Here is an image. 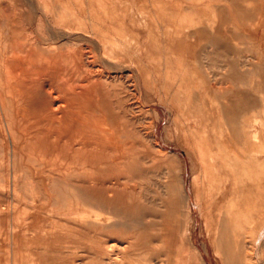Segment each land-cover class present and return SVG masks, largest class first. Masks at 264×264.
Instances as JSON below:
<instances>
[{
  "label": "rangeland",
  "instance_id": "1",
  "mask_svg": "<svg viewBox=\"0 0 264 264\" xmlns=\"http://www.w3.org/2000/svg\"><path fill=\"white\" fill-rule=\"evenodd\" d=\"M4 1L5 0H0V4L3 5ZM19 1L20 0H17V2ZM21 1L23 2V0ZM27 1L30 2V0ZM110 1L112 2L111 4H107L106 1L104 2L105 5L93 3V8L99 10L104 7H114L116 14L125 15L123 21L128 27V38L131 43V48H137L140 45L148 48V46H152L151 44L155 42L156 44H160V51L153 52L148 50L147 57L143 55L139 56V59H142V61L140 60L142 63L148 64L156 57L160 58L158 63L160 64V68H162L161 76L154 75L153 73L147 74L146 83L143 85V83H141V76L137 71L138 69L134 66L135 60L129 62L130 64H128L127 69H125L126 72L120 68L113 69V71L103 70V67H106V60L100 58L102 57L99 52L100 46L93 43L94 41L85 36L79 35L78 33L77 35L76 32L57 29L55 23L58 22V20L56 18L51 22L50 25L52 26L49 28L42 26L38 22L37 17L33 19L32 23V12H30L32 9L29 7L28 10L26 9L27 7H24L23 22L28 23V21H30L33 24V29L31 28V30L33 32L38 31L40 36H42L41 39H44L45 42L52 39L54 45L24 46L26 52L32 51L31 56L33 60H27L25 56H21L24 59L21 60L22 58H20L21 61L19 60V63H22L21 65L24 66L26 61H29L27 69L34 75V73L38 72L40 69L45 68L46 65H52L50 60L45 59L47 52L53 53L50 48L57 49L58 51L60 48H63V52L67 53L68 56H71V54L74 56L81 53L85 54V63L93 64L95 69L103 70V77H119L122 72L129 73L127 75L129 78L130 93L132 94L130 103H133L130 105H132L133 110L135 107V110L129 117V120L132 122L128 129V142H131L129 143L132 149L139 146L143 154V159H145L143 160L145 163L143 162L138 166L133 164L132 166V170H137L139 173H142V175L138 176L139 178L146 179H140L142 182L141 191L143 194L145 193V195H143L144 198L140 202L135 201L136 203L128 202L127 204L126 201L121 202V205L119 204L120 213L117 214V216H113V214H109L108 212L100 213L88 209L87 212L79 214L80 212L77 210L82 208L79 206L86 203L85 201L87 198L85 196L86 191L84 192V189L75 182L68 184L60 182L45 183L46 189L44 188L45 186H42L43 184L38 185L30 182L17 186H5L0 184V196L2 197H0V211L3 210V213L5 212V215L1 214V216L4 215L5 218L1 225H4V229H9V232H6L8 235L13 234L12 231L16 228L18 230L16 231L20 235L19 237H22V232L35 229L37 232H35V236H32V238L36 237L40 239L41 243L44 238H48L47 233H54L57 235L63 234L56 247L51 246L48 248L46 245L30 246L23 241H18L14 244L13 237L7 236V240L3 241V239H1V246H4V249L1 248V250L5 252V255L4 262L0 264H121L120 261H122V264H225V262L226 264H264V242L261 243L259 248H256L257 243L255 242L258 240V234L264 229L262 228L264 227V183L259 185L258 182L257 186L249 188V191L252 190L254 195L250 192L249 196H246V188L243 181L232 178V172L238 171V174L242 175L245 164V153L253 155L251 156L252 159L248 157L246 162H253L255 166L262 167L260 170H264V153L262 154V151H260V155L255 157V153H253L251 146H249V141L252 138L251 136L249 137V129L256 131L255 133H257L256 129H258L259 134H257L264 138V0H233V2L229 3L225 0H208L211 2V7L206 10H204L202 5L203 0H108V2ZM33 3V14L37 16L42 12V8L38 2L33 1ZM30 5H32V3ZM156 5H158L160 10L155 11L157 8ZM258 6H260V8ZM84 7L87 9V4H84ZM190 7L194 8V10H191ZM223 7H228V10L225 9L221 12L223 20H220V29H210L209 27L208 32H211L212 36H210L209 39H215L217 41L222 40L227 46L219 47L218 49L214 46L210 47L211 50L209 55L212 60L207 54L209 58L208 68L203 69L200 51H197L198 53L195 54L194 52H185L179 49L180 47H189V45L192 47V43L189 45L185 44L184 46L179 44L178 46L172 45L173 31L180 26L181 29H176L177 38L178 41L184 40L181 36H187L188 34V30H186L184 26L186 23H189L187 22L189 21V16H192L197 23L199 18L206 13L207 17L212 22V20L217 17L216 8ZM78 8L81 9L82 6H78ZM258 8L261 10H258ZM241 9L243 10L241 21L235 20L238 16V11ZM122 12L124 14H122ZM225 17L227 19H225ZM257 21H259V23ZM214 33L217 34V36L213 35ZM55 38L58 39L56 40ZM197 39L199 40L198 37ZM197 39L195 40L194 38L193 40L194 48L199 45L195 44V41H198ZM93 56L97 59L94 63L92 60L94 59ZM39 57L40 59H38ZM132 57H134V55H132ZM157 61L158 60H156V62ZM166 63L171 65L169 69L165 66ZM175 64L178 66L176 67ZM44 71L47 73L46 68ZM169 71L170 73L172 71V79H167L165 76V73ZM202 72L207 73V75L201 76L200 74ZM45 75L47 76V74ZM182 77L186 79V83L182 82ZM200 79L203 83H201V86H198ZM41 80L46 81L47 78L43 76ZM146 85L147 87L145 88L149 91L144 90L145 88L143 89ZM197 88H200L201 91L207 88L208 92L203 91L202 93L204 96L209 97L210 107L208 108L210 110L212 108L213 114L212 116L210 115L211 119L208 121L206 131L200 132V135H203L204 138L199 139L191 137L193 130L191 131V129L188 128L187 122V114H189L188 109L190 110L191 108L190 104L196 102L195 96L197 97ZM221 92L226 93V97L223 100L219 97V93ZM235 93L241 97H239L240 101H238L240 105L239 108L237 103L234 104L237 101L231 99ZM0 94H2V91H0ZM170 100L174 102L176 108L170 105ZM225 100H227L226 105ZM223 107L226 108V112L225 110L222 112ZM0 114H2L1 110ZM133 115L135 117H133ZM134 118H136V120ZM255 118L257 119L255 120ZM140 125H142L141 128L143 127L141 132H139ZM3 130L6 134V127ZM140 136L142 143L139 139ZM205 138L208 140H205ZM254 144H256V142H254ZM186 148L189 149L188 153ZM253 149H255V147ZM146 151L148 153H146ZM199 151L202 152V155L198 154ZM44 152L45 150L43 149H36V154L41 158L46 157L43 156L46 155ZM4 156V162H1L3 159L0 157V164H3V171L0 170V174L5 175L6 179L12 178L14 174L19 176L24 174L28 177L33 176L30 172H22L26 170L23 168V164H21L22 156L20 152H12L11 148L6 145L4 147ZM260 156L263 160H260L262 159ZM184 161L186 162L184 163ZM221 162L224 167L223 172L225 178H228V190L225 189L226 184L225 186L221 185V187H219V172L217 170ZM261 163L263 164L261 165ZM31 165L33 167L35 164ZM176 165H178V169L175 167ZM141 166L144 167V169L141 168ZM149 166L151 169H146V167L149 168ZM152 166H154L153 169ZM181 167H183V169ZM178 170L181 175L178 173ZM46 172L47 171L42 172L43 177L50 174ZM144 173L146 174L144 175ZM161 175H163V177H160ZM167 178L171 179L177 202L181 196L183 197V195L189 194L191 201H193L194 196V198L205 207V215H203V213L200 214L196 208L192 207L189 221V237L186 239L185 244H183L182 241L180 242L179 239L180 236L183 237V234L179 233V237L176 236L178 241L176 243L172 241L171 243L170 238L172 234L165 231L167 219L164 217H166V215L170 216L172 211V205L169 202L170 198L166 190H163V184L166 183L165 181L168 182ZM176 179H179V181ZM203 179L205 181L204 185ZM180 182L181 185L178 184ZM135 183L136 182L130 186L134 188V190L139 191V182H137V184ZM159 183L163 184L159 186ZM144 184H146V187ZM161 188L162 190H160ZM51 189L54 190L52 191ZM231 190L235 198L232 204L227 203V199L232 197ZM217 191L218 194H220L219 197L216 195ZM153 195L156 196V199L153 198ZM163 196H166L167 198L165 199L169 200L166 201ZM50 201L51 204H49ZM125 203L126 206L123 205ZM177 205H180V203L178 202ZM227 206L229 208H226ZM67 207L71 208L70 210L72 213H70L69 210L65 211ZM28 211L36 215V221L33 225L30 221ZM6 212L10 213L7 214ZM231 212L234 214L238 213V215L245 218V221L242 220L241 222L242 225L236 227L233 225V221L230 220L232 219L230 215ZM249 213H252V216ZM244 214L246 215L243 216ZM78 218H80V220ZM175 218L176 215L174 214H171L170 218L168 217L170 225L173 224ZM253 218L258 222L253 220ZM100 219L103 220V222H101ZM222 221H224L225 225ZM251 221L255 223L252 224ZM104 222H106L107 225L106 223L104 224ZM150 222L153 224L150 225ZM102 223L104 225H102ZM161 223H164V227H160V225L162 226ZM221 223L225 229L224 231L223 228H221ZM256 224L258 226H256ZM254 225L255 228L253 229L251 226ZM13 226H15V229L12 228ZM78 226L84 227L86 231L82 229L80 232L77 231V233H68L66 231L67 229L76 230ZM142 227L143 229H141ZM58 228L60 230H56ZM118 228L119 231L122 230L121 233L123 232V234L120 235ZM220 228L222 229L221 231ZM79 229L80 228L77 230ZM160 232L162 233L160 234ZM149 233L151 236L148 235ZM255 233L256 239L254 238ZM44 234L47 237L42 236ZM72 234L79 239L75 238ZM29 236L30 233L26 235V239H28ZM100 240H102L103 243ZM147 240L149 241L147 242ZM51 244L52 243L49 242L48 246ZM97 246L100 248L101 254H99V256L94 254V252L97 251ZM120 248H124L125 250H121ZM218 258H220V260ZM97 259L99 260L98 262Z\"/></svg>",
  "mask_w": 264,
  "mask_h": 264
},
{
  "label": "bare ground",
  "instance_id": "2",
  "mask_svg": "<svg viewBox=\"0 0 264 264\" xmlns=\"http://www.w3.org/2000/svg\"><path fill=\"white\" fill-rule=\"evenodd\" d=\"M70 4H76V1H73ZM258 7L260 8V6H258ZM259 8H258V10H261ZM77 9L80 11L81 14L75 13V12H79ZM61 11L62 12H60V13L53 12V14H52V16L58 20V22L55 23V25L57 26L56 28L61 29V30H63V29L69 30V32H71V31L74 33L76 32V34L78 33L79 35L85 36V37L91 39L92 41H94L93 43H96L98 46H100V50L98 49L100 52V56H102L100 58L102 60H106V64H105L106 67H103L104 68L103 70L113 71V69H117V68L119 69L120 68L121 70L126 72L125 69H127V65L130 64L129 62L131 60H135L136 63L134 62V66L138 69L137 71L139 72V74L141 76V83H143V85H145V83H146L147 74L153 73L154 75H157V76L160 75L161 76V69L162 68H160V64L158 63L160 58L156 57L155 59L151 60L148 64H145L144 62L142 63L141 62L142 59H139V56L144 55L147 57L148 50L153 51V52L154 51L155 52L160 51L161 50L160 44H158V43L156 44V42H155V43L151 44L152 46H148V48L143 47L141 45L138 46L137 48H135V47L131 48L130 47L131 43H130V40L128 38V27L124 23V21L123 22L117 21V23H115V22L109 23V21H105L104 19L98 20V19H100V17H98L99 13H96V14L92 13V14L84 15L85 9H82V8L80 9L77 7L74 9H71V12L70 11L67 12L61 6ZM47 12H45V13H47ZM220 12H222V11H220ZM238 12L240 13V16L243 15L242 9L239 10ZM32 15H34V14H32ZM85 17H88V19ZM200 19L203 20L202 22L204 24H206V16L204 14L202 15V17H200ZM241 19H242V17H241ZM23 20H24V12L22 9L3 7L0 4V46L2 45L0 47V54H1L0 55V91H2V94H0V110L2 111V114H0V152H1L0 157L3 159L1 162H4V160H5V158H4L5 157L4 156V147L6 145L11 148L12 152H15V153L20 152V154L22 156L21 164H23V168L26 170V171H22V172H24V173L30 172L31 174H33V176L28 177L27 175H24V174H22L20 176L14 174L12 176V178L6 179L5 175L0 174V184L5 185V186L6 185L17 186L19 184H25L27 182H30V183H34V184H38V185L43 184L42 186H45L44 188L46 189L47 187H46L45 183L60 182V183L68 184L71 182H75L76 184H79L81 186V188L84 189V192L86 191L85 196L87 198L85 201L86 203H83L82 206H79V207H82V208H79L77 210L80 212L79 214H81L82 212H87V209H88L90 211L93 210V211L100 212V213H104V212L107 213L108 212L109 214H113V216H117V214L120 213V207L119 206L121 205L120 204L121 202L126 201L127 204H128V202L129 203L135 202V201L140 202L144 198L143 195H145V193L143 194V192L141 191V183H142L141 180L144 178L141 179L138 177L139 175H142V173L141 172L139 173L137 170H132L133 164H136L138 166L143 162L145 163V161H143L145 159H143L142 151H141V149H139L140 147L137 146V148L132 149V147L130 145L131 142L130 141H129L130 143L128 142V129L130 128V124L132 122L129 120V117L131 116V114H133V112L135 110V107L133 110L132 105H130L133 103H130L131 102L130 97L132 94L130 93V89H129V78L127 75L129 73H123L122 72L123 74L121 73V75L119 77L118 76L103 77L102 76L103 70L95 69L93 64H86L85 63V60H86L85 54L81 53L77 56H74L73 54H71V56H68L67 53L63 52V48H60L59 51L57 49L50 48L51 51H53V53L47 52L46 53L47 56L45 59L50 60L52 62V65L51 66H47V65L45 66V68L47 69V73H45V71H44L45 68H43V69H40L38 72L34 73V75H33V74H31L32 72L27 69L29 61L28 62L26 61V64L24 65L25 69H24V66L21 65L22 63H19L20 58H22L21 56H25V58L27 60H33L32 56H31L32 51L26 52L24 49L25 48L24 46H28V45H33V46L54 45V42L52 41V39H50L48 42H45L44 39H41L42 36H40V33L38 31L33 32L31 30V28L33 29L32 23L30 21H28V23H25V22H23ZM189 20H191V19H189ZM220 20H219V22H220ZM209 21H211V20H209ZM202 22H201V24H202ZM257 22L259 23V21H257ZM195 24H196L195 21L194 22L190 21V23H186V25H185V26L188 25V27H186V28H189V30L191 31V36L193 38H195V39H197V37L200 38L199 40L197 39L198 41H195V44H201L200 43L201 40H202V43L206 42L207 41L206 39L208 37L206 30L204 33L203 31H198L200 29L196 30L195 29L196 27L195 28L192 27L190 29L189 26H194ZM218 24H220V23H218ZM178 28H180V27H178ZM187 35H189V34H187ZM74 36H75V34H74ZM188 37H190V36H188ZM62 39H63V37H62ZM65 39H66V37H65ZM193 45H194V42H193ZM222 46H223V44H222ZM203 48H204V46L202 47V50H204ZM83 50L86 51L85 49H83ZM76 53H77V51H76ZM132 55H134V57H132ZM159 55H160V53H159ZM201 56L203 57L201 59L203 61L202 68L207 69L208 68V62H209V58L207 56V53L203 54ZM93 58L94 59H92V60L94 63L95 61H97V59H95L96 58L95 56H93ZM23 59L24 58H22L21 60H23ZM38 59H40V57ZM38 59H37V61H38ZM137 59H138V61H137ZM156 60H158V61L156 62ZM46 63H47V61H46ZM165 66L167 67V69H169V67L171 65L166 63ZM175 66L177 67L178 65L175 64ZM99 70H101V71H99ZM137 71H136V73H137ZM1 72H2V74H1ZM45 74H47V76ZM200 75L206 76L207 73L202 72ZM43 76L47 78L46 81L41 80V78L43 79ZM165 76L167 79H172L173 78L172 71H171V73H170V71L166 72ZM182 82L186 83V79L183 78ZM201 83H203V81L200 79L198 86H201ZM145 87H147V85L144 86L143 89ZM144 90H148V89L145 88ZM202 90L204 92H208L207 88L202 89ZM191 91H194V90H191ZM196 91H197V97L195 96L196 102L190 104L191 108H190V110L188 109L189 114H187L188 115L187 116V118H188L187 122H188V128H190L191 131L193 130L191 137L199 139V138H204L203 135H200V132L206 131L208 121H209V119H211L210 115L212 116L213 114H212V108H211V110L208 108V107H210L209 97L204 96V94L202 93L203 91H201L200 88H197ZM209 91H210V89H209ZM132 93H133V91H132ZM190 94H191V92H190ZM219 94H220L219 97L221 100H223L226 97L225 96L226 93H224V92H221ZM239 97H240V95H238L237 93H235V95H233L231 97V99H233V101H237L234 104L237 103L239 105V102H238V101H240ZM189 98H190V96H189ZM226 101L227 100H225V105L227 104ZM170 105L174 106L176 108V105L171 100H170ZM228 106H230V105H228ZM239 107H240V105L238 106V108ZM224 110L226 112V108L223 107L222 112H224ZM134 115H133V117H135ZM134 119L136 120V118H134ZM143 119H144V117H143ZM256 119L257 118H255V120ZM141 122H143V121H141ZM141 126L142 125H140L139 132H141V130L143 128V127L141 128ZM5 127L7 129L6 134L4 133V130H3ZM251 128H252V126H251ZM259 128H260V126H259ZM256 130L258 133V129H256ZM255 132L256 131H252V129H249V137L250 136L252 137L251 140L249 141L250 142L249 146H251V149L253 150V153H255V157H256V156L260 155V151H262V154L264 153L263 152L264 151L263 150L264 138L262 136H259L258 135L259 133L257 134ZM143 137H144V135H143ZM140 138H141V136L139 137V139ZM205 140H208V139L205 138ZM6 141H8V142H6ZM140 141H141V139H140ZM151 141H152V139H151ZM253 141L256 142V144H254ZM141 143H142V141H141ZM254 145H256V146H254ZM254 147H255V149H253ZM261 147H262V150H261ZM36 149L45 150L44 154H46V155H43V156H46V157H44V158L39 157V155L36 154ZM30 150L32 153L30 152ZM144 150H145V148H144ZM186 150L188 153L189 149L186 148ZM222 150H223V148H222ZM146 153H148V152L146 151ZM198 154L202 155V152L199 151ZM144 155H147V154H144ZM244 156H245V159H244L245 164H244V170H243L242 175H239L238 171L232 172V178L237 179L239 181H243L244 186L246 188L245 189L246 190L245 195L249 196L250 192L252 193V195H254V192L252 190L249 191V188H254V186L258 185L259 177L261 174L258 171V170H260V167L255 166L253 162H249V161L246 162L247 158L248 157L251 158V156H253V155H251L250 153H245ZM161 160H164V159H161ZM169 160H170V158H169ZM260 160H263V158ZM166 161H168V160H166ZM163 162H161V163H163ZM185 162L186 161H184V163ZM263 163H261V165ZM31 164H35V165H33V167H32ZM219 165L220 166L217 170L219 172V182H220L219 187H221V185L225 186V184H226L225 189L228 190L229 189V187L227 186L228 178L227 179L225 178V174L223 172L224 167H223L222 162ZM2 166H3V164H0V170L1 171H3ZM177 166L178 165H176L175 167L177 168ZM144 167H145V165H144ZM144 167L141 166V168H143V169H144ZM153 167L154 166H152V169H153ZM181 168L183 169V167H181ZM143 169H141V170H143ZM146 169H151V167L150 166H149V168L146 167ZM45 171H47L46 173H50V174L48 176L43 177L42 172H45ZM260 171H262V170H260ZM178 173H180L179 170H178ZM4 174H5V172H4ZM145 174L146 173H144V175ZM164 175H166V174H164ZM180 175H181V173H180ZM173 176H175V175H173ZM173 176H172V178H173ZM160 177H163V175H161ZM179 179H180V177H179ZM179 179H176V180L179 181ZM144 180H146V179H144ZM159 180H160V178H159ZM162 180H164V179H162ZM134 182H136L135 184H137V182H139L138 183V188L140 189L139 191L134 190V188H132L130 186ZM145 182H147V181H145ZM165 182H164L165 184L162 183L163 187H164L163 190H166V193L168 194V196L170 198L169 202L172 205L171 214L176 215V218L174 219L172 225H170L169 221H168V217L170 218L171 214H170V216L166 215V217H164L165 219H167L165 231L167 233L169 232V234H172V236L170 238L171 243H172V241H174L175 243L178 241L176 236L179 237L178 236L179 233L183 234V237L180 236L179 239H180V242L182 241L183 244H185L186 239H188V237H189L188 236L189 221L191 218L190 216L192 213V207L196 208L200 214L203 213V215L206 214L204 212L205 207L203 205H201L194 198V196H193V201H191V199H190L191 197L189 194H185V195H183V197L181 196V198L178 201L180 203V205H177L178 202L176 201V193L173 189L171 179H168V182L167 181H165ZM260 182H263V181H260ZM162 184L159 183V186H161ZM178 184L181 185V182ZM204 184H205V181L203 179V185ZM145 185L146 184H144V186ZM136 187H137V185H136ZM162 188L160 190H162ZM152 189L155 190L154 188H152ZM51 190L53 191L54 189H51ZM226 190H225V192H226ZM230 192H232V195H231L232 197L230 199H227V203L232 204V203H234L235 198L233 196V191L231 190ZM8 194H10V193H8ZM155 194H157V193H155ZM216 195L218 197L220 196V194H218V191L216 192ZM50 197H51V195H50ZM155 197L156 196H154L153 198H155ZM163 197H164V199L167 198L166 196H163ZM161 200H162V198H161ZM165 200L168 201L169 199H165ZM126 203L123 205L126 206ZM225 203H226V201H225ZM49 204H51V201ZM161 204H163V203H161ZM253 205H254V203H253ZM143 206H145V205H143ZM222 206H223V204H222ZM167 207L168 206H167V202H166V208ZM166 208H165V210H166ZM226 208H229V207L227 206ZM70 209H71L70 207H67L65 211L69 210L70 213H72ZM15 211H16V209H15ZM8 213H10V212H8ZM28 213H29V211H28ZM32 213H34V212H32ZM136 213H138V212H136ZM240 213H241V211H240ZM1 214L5 215V212L3 213V210L0 211V263L4 262V255H5V252L3 250H1V248L4 249L3 248L4 246H1V239H3V241L7 240V236L13 237V243L14 244H16L18 241H23L25 244L30 245V246H38V245L44 246V245H46V247L48 248L51 246L56 247L57 244L59 243V239L63 235V234L57 235L54 233H47L48 238H44L43 242L40 243V239H38L36 237L32 238V236H35V232H37L35 229L26 230L25 232H22V237H19L20 235L17 232L18 231L17 228L15 229V226L12 227L15 230H13V231L11 230L13 234L8 235L6 232H9V229L6 230V229H4V225H1L2 222H4V220H5L4 215L1 216ZM163 214H164V212H163ZM249 214H251V216H252V213H249ZM29 215H30L29 216L30 221L33 225V223H35V221H36V215L31 214V213H29ZM230 215L232 218L230 220L233 221V225L235 227L242 225L241 224L242 220L245 221V218L238 215V213L234 214L231 212ZM245 215L246 214H244L243 216H245ZM126 217H125V219L127 220V218H129V217H127V218ZM221 217H223V216H221ZM91 218H93V217H91ZM78 219L80 220V218H78ZM87 219H88V217H87ZM144 219H142V220H144ZM204 220H205V218H204ZM250 220H252V219H250ZM253 220H255V218H253ZM101 222H103V220H101ZM222 222L224 223V221H222ZM256 222H258V221H256ZM259 222H261V221H259ZM105 223L106 222H104V224ZM251 223H252V221H251ZM251 223H250V225H251ZM253 223H255V222H253ZM104 224L102 223V225H104ZM151 224H153V223L150 222V225ZM163 224H162V226L160 225V227H164ZM230 224H231V222H230ZM106 225H107V223H106ZM224 225H225V223H224ZM97 226H100V225H97ZM147 226H148V224H147ZM256 226H258V225L256 224ZM251 227H253V229H254L255 225L251 226ZM76 228L77 229L80 228V229L79 230L67 229L66 231L68 233H71V232L77 233V231L80 232L81 229L83 231H86V229L84 227H81V226H78ZM221 228H223V224H222ZM221 228H220V231L222 230ZM262 228H264V227H262ZM141 229H143V227ZM56 230H60V229L58 228ZM92 230H94V229H92ZM106 230H108V229H106ZM122 230H123V227H122ZM224 230L225 229L223 228V231ZM54 231H55V229H54ZM108 231H106V232H108ZM110 231H111V229H110ZM121 231H119V228H118V232H120V235L123 234V232L121 233ZM223 231H222V234H223ZM238 231H239V229H238ZM130 232H132V231H130ZM28 233H30V236L28 239H26V235H28ZM115 233H117V232H115ZM161 233L162 232H160V234ZM45 234L42 236L47 237ZM111 234H112V232H111ZM216 234H217V232H216ZM67 235H69V234H67ZM72 235L74 236V234H72ZM125 235H126V233H125ZM148 235L151 236L150 233ZM249 235H250V232H249ZM255 235H256V233L254 234V238L256 237ZM150 236H149V239H150ZM258 236L259 237H258L257 241H255L256 238L254 239V241L257 243L256 248H259V246H261V243L264 242V229L261 230V233L258 234ZM75 238H77V236ZM105 238H107V237H105ZM77 239H79V238H77ZM244 239H245V237H244ZM100 241H102V240H100ZM128 241H130V240H128ZM148 241L149 240H147V242ZM49 242L52 243L50 246H48ZM102 243H103V241H102ZM3 244H4V242H3ZM110 245H112V244H110ZM219 245H220V243H219ZM115 246H116V244H115ZM108 248H109V246H108ZM120 249L125 250L124 248H120ZM45 251H48V250H45ZM49 252H51V251H49ZM246 253H249V252H246ZM94 254H96L97 256H99V254H101L99 246H97V251H95ZM102 254H103V252H102ZM106 254H107V252H106ZM108 256H109V254H108ZM146 256H148V255H146ZM218 259L220 260V258H218ZM98 261L99 260L97 259V262ZM148 261H149V259H148ZM120 262L122 264V261H120ZM110 263H111V261H110ZM225 264H226V262H225Z\"/></svg>",
  "mask_w": 264,
  "mask_h": 264
},
{
  "label": "crops",
  "instance_id": "3",
  "mask_svg": "<svg viewBox=\"0 0 264 264\" xmlns=\"http://www.w3.org/2000/svg\"><path fill=\"white\" fill-rule=\"evenodd\" d=\"M33 1H36V2H38L39 4H40V6H41V10H42V12H40L39 13V15H32L33 14ZM73 1H76V4H70L71 2H73ZM107 1V4H111L112 2L110 1V2H108V0H30V2H28L27 0H23V2L20 0L19 2H17V0H5L4 1V4L2 5L3 7H9V8H20V9H22V10H25V8L24 7H27L26 9L28 10V7L29 8H31L32 9V11H30V12H32V14H31V18H32V23H33V19L34 18H36L37 17V20H38V22L42 25V26H46V27H50V26H52V25H50L51 24V22L54 20V17L52 16V14H53V12H57V13H60V12H62L61 11V6H62V8H64L67 12H71V9H74V8H78V6H82V9H85V12H84V15H88V14H92V13H94V14H96V13H99V16L98 17H100V19H98V20H105V21H109V23L110 22H115V23H117V21H121V22H123V20L125 19V15H119V14H116V11H115V8L114 7H111V8H109V7H107V8H103V9H99V10H95L94 8H93V3H101L102 5H105L104 4V2H106ZM139 1V0H138ZM191 1V0H190ZM189 1V2H190ZM227 3H229V2H233V0H225ZM204 2V3H203ZM203 2H202V5H204L203 6V8H204V10H206V9H208L209 7H211V2L210 1H208V0H203ZM11 3V4H10ZM32 3V5H30ZM6 4V6H4ZM84 4H87V6H88V8L86 9L85 7H84ZM192 4V3H191ZM192 6V5H191ZM156 9H155V11H158V10H160V8L158 7V5H156ZM224 8V7H223ZM216 8L217 10H216V13H217V17H216V19H214V20H212V22L211 21H209V18L207 17V14L206 13H204V15L206 16V24H204L202 21L203 20H201L200 18H199V20H198V22L194 25V26H189L190 27V29L192 28V27H196L195 29L197 30V29H200V30H198V31H203L204 33H205V30H206V32H207V41L206 42H203L202 43V40L200 41V43L201 44H199L197 47H195L194 48V46H193V40H194V38L191 36V31L189 30V28H186V27H188V25L187 26H184V28H186V30H189L188 31V34L189 35H187V37L186 36H181L182 38H184V40H181V41H178V38H177V31H176V29H178V27H180V26H178L177 28H175V30L173 31V42H172V45H177L178 46V44L179 45H185V44H187V45H189V44H191L192 43V47H190V45H189V47H184V48H179V49H181V50H183V51H185V52H194L195 54L196 53H198L199 51H200V54L201 55H203V54H208L209 55V53H210V47H215L216 49H218L219 47H223L224 45L225 46H227L226 45V43L225 42H223L222 40H219V41H217V40H215V39H209L210 38V36H211V32L209 33L208 32V28L210 27V29H215L216 27V29H220V27H221V25L220 24H218V23H220V22H217V21H219L220 19H221V21L223 20V17H221V12L220 11H222L223 12V10H228V7H226V8ZM190 9L191 10H194V8H191L190 7ZM30 10V9H29ZM56 10V11H55ZM76 10V9H75ZM78 10V9H77ZM48 11V12H47ZM79 11V10H78ZM165 11H167V10H165ZM45 12H47V13H45ZM44 13V14H43ZM76 14H81L80 13V11L79 12H75ZM122 14H124L123 12H122ZM224 15V14H223ZM34 16V17H33ZM96 16V15H95ZM102 16V17H101ZM225 16V15H224ZM121 17V18H120ZM202 17V16H201ZM85 18H87L88 19V17H85ZM118 19V20H117ZM189 19H191V20H189V21H187V22H189L190 23V21H195V19L192 17V16H189ZM225 19H227L226 17H225ZM235 20H238V21H241V16H240V13L238 12V16L235 18ZM196 22V21H195ZM201 22H202V24H201ZM214 22V23H213ZM200 23V24H199ZM44 24V25H43ZM33 25V24H32ZM205 27V28H204ZM219 27V28H218ZM218 33V32H217ZM179 35V34H178ZM213 35H216L217 36V34H213ZM188 36H190V37H188ZM212 37V36H211ZM214 38V37H213ZM175 39H177V40H175ZM200 39V38H199ZM196 40V39H195ZM211 41V42H210ZM210 43V44H209ZM222 44H223V46H222ZM207 45V46H206ZM211 45V46H210ZM220 45V46H219ZM204 46V50H202L201 51V49H202V47ZM219 46V47H218ZM229 49V48H228ZM180 50V51H181ZM198 51V52H197ZM191 58V57H190ZM209 58L212 60V58L210 57V55H209ZM182 59V58H181ZM200 59H202V56L200 57ZM261 169V168H260ZM264 170H262V171H259L260 172V177H259V185H262L263 183H264V172H263ZM258 172V173H259ZM262 178V179H261ZM261 179V180H260ZM260 181H263V182H260Z\"/></svg>",
  "mask_w": 264,
  "mask_h": 264
}]
</instances>
